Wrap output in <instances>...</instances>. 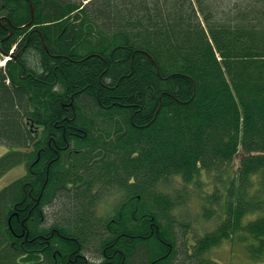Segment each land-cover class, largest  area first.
<instances>
[{
  "label": "trees",
  "instance_id": "1",
  "mask_svg": "<svg viewBox=\"0 0 264 264\" xmlns=\"http://www.w3.org/2000/svg\"><path fill=\"white\" fill-rule=\"evenodd\" d=\"M83 1L0 0V264H205L234 231L189 255L175 211L219 201L263 255L264 0Z\"/></svg>",
  "mask_w": 264,
  "mask_h": 264
},
{
  "label": "rangeland",
  "instance_id": "2",
  "mask_svg": "<svg viewBox=\"0 0 264 264\" xmlns=\"http://www.w3.org/2000/svg\"><path fill=\"white\" fill-rule=\"evenodd\" d=\"M75 1L82 2L83 0H75ZM215 1L216 0H208V2L210 4H212V6L214 7V10L218 9V13L222 9V5H225V6L228 5V0H218V2H215ZM229 1H230L229 5L230 6H232V5L234 6V5H236V1L241 3L242 0H229ZM84 2L86 3L87 1H84ZM7 151H8V147H6L3 144H0V157L3 154H5ZM239 161H240V157L237 156L235 158V160L232 162L230 173H233L234 171H236V169L239 166ZM25 173H26L25 168L22 165H19V166L15 167V168H12L8 172H6L3 176L0 177V190L3 189L8 184H10L11 182H13L14 180H16L19 177L23 176ZM212 176L213 175L209 176V180H207L208 185H207L206 190H205L209 194L214 189H218L219 190V186H218V184H215V181H214V179H212ZM222 180H224V177L222 178ZM61 201H62V203L64 202L63 200H61ZM61 201H57V207L59 206ZM117 202H118L117 198L116 197H112V199L108 202L106 207H104L102 210L100 209V212L103 213L102 215L103 216L104 215L108 216L111 213L112 209L117 204ZM198 203H200V202L198 201ZM189 205H190L191 208L190 207L189 208L183 207L182 210L179 213H178V211H175V213L178 214V220L179 221H181L184 225H186V224L188 225L187 232L189 231V237L202 236L206 232L207 223L205 224V219L203 217H201V215H200L201 212L196 207V204L191 202ZM54 207H55V203L51 207H48V209H47L48 224L52 223V220H53V217H54V212H55V209H56ZM178 229H181L180 233H179V238L181 240L185 239V236H186L187 232L184 233V226H182L181 228L178 227ZM182 231H183L184 234H182ZM191 242H193V241L191 240ZM180 245H179V247H180ZM224 249H225V252H223V254H221L218 257V260H217L218 253L212 255L213 256L212 260H217L218 264H231L230 261H229V257H228L229 249L227 247H225ZM87 252H89L90 253L89 256L92 257L91 250L88 249ZM94 253L99 254L98 250L94 251ZM236 253H237V251H236ZM238 261H239L238 264H249L248 260L245 259V256L242 255V254H239ZM130 263L131 264H146V260H144L143 258L140 259L139 257H136L133 261H130ZM194 263L195 262H193L192 260L190 261L188 256H186L184 253H182V251H180L178 253V256L176 257V261H175V264H194Z\"/></svg>",
  "mask_w": 264,
  "mask_h": 264
},
{
  "label": "flooded vegetation",
  "instance_id": "3",
  "mask_svg": "<svg viewBox=\"0 0 264 264\" xmlns=\"http://www.w3.org/2000/svg\"><path fill=\"white\" fill-rule=\"evenodd\" d=\"M223 181H225V179ZM109 201H110V199H105L104 201L100 202L95 209H98V210L101 209L102 210ZM113 246H114V243L108 244V248L109 247H113ZM89 255H90V253H87V254H85V253L78 254L77 256L82 259V262L77 263V264H87L89 261H92V262L93 261H97V260H95L94 257H88ZM253 259L254 260H252V264H264L263 258L260 260V257L257 256V255H254V258Z\"/></svg>",
  "mask_w": 264,
  "mask_h": 264
},
{
  "label": "snow or ice",
  "instance_id": "4",
  "mask_svg": "<svg viewBox=\"0 0 264 264\" xmlns=\"http://www.w3.org/2000/svg\"><path fill=\"white\" fill-rule=\"evenodd\" d=\"M0 55H4V57H5V61H3V62H6L8 59H11V57H8L7 56V53L6 52L5 53H2Z\"/></svg>",
  "mask_w": 264,
  "mask_h": 264
},
{
  "label": "bare ground",
  "instance_id": "5",
  "mask_svg": "<svg viewBox=\"0 0 264 264\" xmlns=\"http://www.w3.org/2000/svg\"><path fill=\"white\" fill-rule=\"evenodd\" d=\"M31 10H33L32 6H31Z\"/></svg>",
  "mask_w": 264,
  "mask_h": 264
}]
</instances>
